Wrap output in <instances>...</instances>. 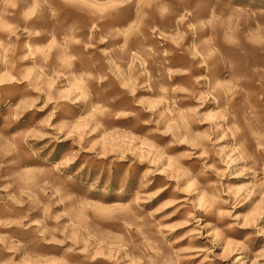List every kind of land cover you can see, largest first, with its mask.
Returning a JSON list of instances; mask_svg holds the SVG:
<instances>
[{
	"label": "rangeland",
	"instance_id": "374dc122",
	"mask_svg": "<svg viewBox=\"0 0 264 264\" xmlns=\"http://www.w3.org/2000/svg\"><path fill=\"white\" fill-rule=\"evenodd\" d=\"M0 264H264V0H0Z\"/></svg>",
	"mask_w": 264,
	"mask_h": 264
}]
</instances>
